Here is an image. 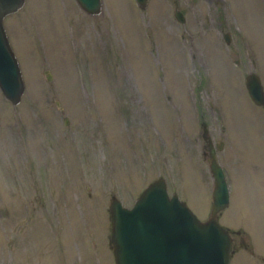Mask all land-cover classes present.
<instances>
[{"label":"rangeland","instance_id":"1","mask_svg":"<svg viewBox=\"0 0 264 264\" xmlns=\"http://www.w3.org/2000/svg\"><path fill=\"white\" fill-rule=\"evenodd\" d=\"M174 1L5 16L25 90L15 105L0 90V264H115L109 199L130 206L158 176L206 219L202 121L224 142L230 264H264V109L245 86L255 70L264 87V0H177L184 23Z\"/></svg>","mask_w":264,"mask_h":264},{"label":"water","instance_id":"2","mask_svg":"<svg viewBox=\"0 0 264 264\" xmlns=\"http://www.w3.org/2000/svg\"><path fill=\"white\" fill-rule=\"evenodd\" d=\"M88 14L97 15L103 0H76ZM146 8L149 0H135ZM25 0H0V90L12 104H18L25 90V81L18 58L4 25L7 14L23 7ZM173 13L178 21L185 15L174 1ZM230 33L224 34L226 42ZM254 62V61H253ZM46 78L51 72L46 69ZM245 86L252 101L264 109V87L259 74L250 70ZM68 123V117H63ZM206 160L213 177L212 202L209 216L201 219L176 192L170 193L167 181L158 176L151 180L128 206L113 194L109 199L110 234L115 264H230L232 235L219 222V213L229 204V191L217 150L223 141L214 144L202 121Z\"/></svg>","mask_w":264,"mask_h":264},{"label":"flooded vegetation","instance_id":"3","mask_svg":"<svg viewBox=\"0 0 264 264\" xmlns=\"http://www.w3.org/2000/svg\"><path fill=\"white\" fill-rule=\"evenodd\" d=\"M79 5V4H78ZM230 33V31L229 30H226V31H223V38H224V34L225 33ZM213 140V139H212ZM218 140H220V139H216V140H213V142H214V144H216V142L218 141ZM223 144H224V142H223ZM203 155L205 156V158H206V149L204 148V144H203ZM217 152H218V150H217ZM222 212V211H221ZM221 212L219 213V215L221 214ZM219 217V216H218ZM226 226V225H225ZM226 227H228V226H226ZM228 229H229V231H230V233H231V235H232V238H233V232H240V230H237V231H233V229H231V228H229L228 227Z\"/></svg>","mask_w":264,"mask_h":264}]
</instances>
